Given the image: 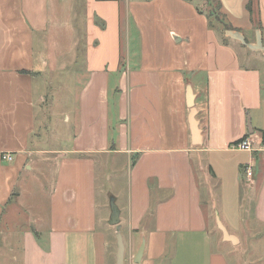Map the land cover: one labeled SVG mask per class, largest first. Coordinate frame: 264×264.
Instances as JSON below:
<instances>
[{"label":"crops","instance_id":"crops-1","mask_svg":"<svg viewBox=\"0 0 264 264\" xmlns=\"http://www.w3.org/2000/svg\"><path fill=\"white\" fill-rule=\"evenodd\" d=\"M217 1L229 30L209 28L192 0H0L4 258L18 252L19 264H97V160L115 155L134 163L118 207L131 264L142 242L139 264H241L238 231L256 242L247 251L261 260L264 0H253L252 15L248 0ZM130 28L139 34L137 51L123 49ZM55 105L61 109L49 114ZM56 122L69 129L61 140L51 134ZM246 135L254 151L233 152ZM213 183L224 186L219 202L203 200L201 187L211 194ZM17 217L25 218L21 229ZM217 219L235 243L223 240Z\"/></svg>","mask_w":264,"mask_h":264},{"label":"rangeland","instance_id":"rangeland-1","mask_svg":"<svg viewBox=\"0 0 264 264\" xmlns=\"http://www.w3.org/2000/svg\"><path fill=\"white\" fill-rule=\"evenodd\" d=\"M132 1V0H131ZM197 4V7L199 8L202 13L205 15H208L209 12L213 11V17H217V20H219L220 16L217 14L216 10V3L213 0H192ZM123 13L124 8H123ZM126 22L129 21L131 24L133 21V17L131 15L125 16L124 19ZM125 22V25L128 24ZM127 37H124L123 41V49L124 50H130V51H137L140 49V42H139V34H135L130 28V30H126ZM135 34V35H134ZM39 92V90H37ZM61 93V91H59ZM74 103V100H72ZM61 108H59L58 105H55L49 112V114H54L59 112ZM44 114L42 112H37V130L42 126ZM53 127L51 128V134L55 135V138L57 140H61L60 138H64L67 133L65 131H68V128H64L62 122H56L52 123ZM55 132V133H53ZM40 134H44L43 131L40 132ZM50 134V135H51ZM49 145H53L55 147V141L51 140L48 142ZM61 145V144H60ZM57 147H59L57 143ZM236 152V151H233ZM220 158H225L224 156H221ZM219 161L215 159L214 164H210L211 166L218 167ZM130 165V162L126 163L124 158L122 156H115V155H108V156H101L97 160V219H98V225H97V231H96V238H97V264H115V257H116V227L111 226L108 224L109 221V200L110 197L114 198L117 201L115 202V205L118 207H121L124 204L126 191H127V182L129 178V170H132V167ZM208 171V169H207ZM244 176V175H243ZM245 178V176H244ZM43 183V181H41ZM202 185V184H201ZM212 186L210 189H215L210 194L206 191V186L201 187L203 200L209 202H219V198H221V194L223 193V185L215 187V184H211ZM44 189H47L45 183H43L39 198H38V204L37 207L39 211L43 212V209L46 207V197L44 194ZM208 193V194H207ZM28 217H33L32 214L27 213ZM108 215V218L106 217ZM123 215V214H122ZM25 219V218H24ZM20 218V220L15 219L14 223L16 224L14 227L21 229V224H25V220ZM108 219V220H107ZM209 227L213 229V221L209 218ZM125 227L119 229V233L121 236H123L124 240V264H131V250H129V244H128V238L127 234L125 233ZM220 233H217L214 231L213 237L214 239H218ZM239 239H241V248L238 255L240 258V261L243 264V261L246 263H249L251 260H255L254 264H264V256H262L261 260L260 258L256 257L253 258L248 254L247 251V244L250 245L255 244V241H252L250 239L244 238V235L238 231L236 235ZM20 234H15V242L18 245L20 243L19 241ZM7 249H14V244L12 242H8ZM260 249H262V246H260ZM8 251V250H6ZM18 251V250H17ZM7 252L3 253L0 250V264H19L21 261L20 257L22 255L18 252H13L9 258H4L6 256Z\"/></svg>","mask_w":264,"mask_h":264},{"label":"water","instance_id":"water-1","mask_svg":"<svg viewBox=\"0 0 264 264\" xmlns=\"http://www.w3.org/2000/svg\"><path fill=\"white\" fill-rule=\"evenodd\" d=\"M186 100H187V106H188L189 111H190L188 121H189L191 130H192L194 136L196 137L198 134L197 123L195 120L196 112H195L194 105H193V95L191 94V90L189 87L187 88V91H186ZM248 129H249V132H251L249 126H248ZM109 209H110V217H109L108 224L116 227L115 264H124V244H123L122 237L119 233V210H118L117 206L115 205V199L112 197H110V200H109ZM216 224H217L218 230L222 234L223 240L225 242L235 243V238L230 236L227 233V231L225 230V228L222 226V224L220 223V221L218 219L216 220ZM143 249H144V244L142 242L140 247L137 250L135 257H134V260H133L134 264H139L141 257L143 255Z\"/></svg>","mask_w":264,"mask_h":264},{"label":"built area","instance_id":"built-area-1","mask_svg":"<svg viewBox=\"0 0 264 264\" xmlns=\"http://www.w3.org/2000/svg\"><path fill=\"white\" fill-rule=\"evenodd\" d=\"M250 138L251 137L247 136L246 138H243V139L233 143L230 146V149L232 151H236V152L252 153L254 151V142ZM1 159H2V161H6V162L12 161L10 154L2 155ZM243 173L245 176V180L249 181L252 177V166H251V164H248L243 168Z\"/></svg>","mask_w":264,"mask_h":264},{"label":"trees","instance_id":"trees-1","mask_svg":"<svg viewBox=\"0 0 264 264\" xmlns=\"http://www.w3.org/2000/svg\"><path fill=\"white\" fill-rule=\"evenodd\" d=\"M216 3V10H217V14H219L220 18L219 20H217V17H213V11L209 12L208 15H205L207 20H208V24H209V28H213L215 25L218 27H221L222 29L225 30H229L230 26L225 22V18L220 14V4L217 0H213ZM246 9L247 11L250 13V15L253 14V0H248V3L246 5ZM200 14H202V12L200 10H198ZM248 135H246L244 138H246Z\"/></svg>","mask_w":264,"mask_h":264}]
</instances>
